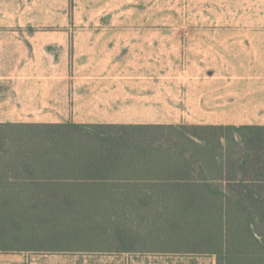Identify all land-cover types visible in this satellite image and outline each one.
Segmentation results:
<instances>
[{"label":"crops","instance_id":"crops-1","mask_svg":"<svg viewBox=\"0 0 264 264\" xmlns=\"http://www.w3.org/2000/svg\"><path fill=\"white\" fill-rule=\"evenodd\" d=\"M157 4L0 0V123L264 126V0H195V27L131 22ZM78 18L110 21H60Z\"/></svg>","mask_w":264,"mask_h":264},{"label":"trees","instance_id":"trees-1","mask_svg":"<svg viewBox=\"0 0 264 264\" xmlns=\"http://www.w3.org/2000/svg\"><path fill=\"white\" fill-rule=\"evenodd\" d=\"M3 161L97 250L264 264V126L0 123Z\"/></svg>","mask_w":264,"mask_h":264},{"label":"rangeland","instance_id":"rangeland-1","mask_svg":"<svg viewBox=\"0 0 264 264\" xmlns=\"http://www.w3.org/2000/svg\"><path fill=\"white\" fill-rule=\"evenodd\" d=\"M170 1L158 0L156 18L131 19V22L195 27V0H184V3L181 0ZM171 9H184V17L165 16L169 12L164 11ZM67 20L73 25H84L87 21L108 24L110 21L60 19L61 23H67ZM30 174L23 173L20 166L7 161L0 163V264H217L216 257L209 254L117 253L97 250L96 247H102L100 245L103 244L92 243L93 237H76L81 230H73L75 227L70 225L73 214L67 212V215L61 216L52 206L37 205L36 197L53 191L45 186L28 184L26 178ZM98 225L91 226L100 232L104 227Z\"/></svg>","mask_w":264,"mask_h":264}]
</instances>
